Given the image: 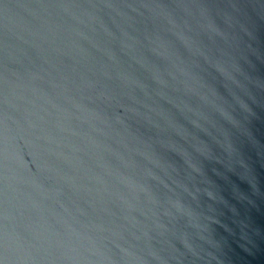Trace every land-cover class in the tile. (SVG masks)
Returning <instances> with one entry per match:
<instances>
[{
  "label": "water",
  "instance_id": "water-1",
  "mask_svg": "<svg viewBox=\"0 0 264 264\" xmlns=\"http://www.w3.org/2000/svg\"><path fill=\"white\" fill-rule=\"evenodd\" d=\"M0 264H264V0H0Z\"/></svg>",
  "mask_w": 264,
  "mask_h": 264
}]
</instances>
